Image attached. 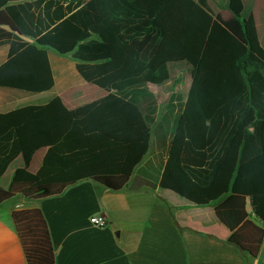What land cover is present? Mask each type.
<instances>
[{
    "label": "trees",
    "instance_id": "16d2710c",
    "mask_svg": "<svg viewBox=\"0 0 264 264\" xmlns=\"http://www.w3.org/2000/svg\"><path fill=\"white\" fill-rule=\"evenodd\" d=\"M226 1L229 26L214 20L208 33L188 19L197 4L211 12L208 0H34L0 7V47L9 46L0 87L51 90L50 48L71 56L85 81L108 92L81 119L58 97L0 114V178L17 157L24 162L10 187H0V204L17 195L58 197L87 179L114 192L156 189L140 176L130 183L123 166L128 146L147 139L162 104L165 125L157 126L156 162L165 165L183 120L181 165L203 188L214 184L253 113L230 193L264 196V49L252 21L242 19L244 0ZM180 71L191 78L186 98H160L151 89ZM40 147H47V154L39 171L31 173L28 165ZM12 220L27 264H57L42 210H16Z\"/></svg>",
    "mask_w": 264,
    "mask_h": 264
},
{
    "label": "crops",
    "instance_id": "0c3cea01",
    "mask_svg": "<svg viewBox=\"0 0 264 264\" xmlns=\"http://www.w3.org/2000/svg\"><path fill=\"white\" fill-rule=\"evenodd\" d=\"M30 1L34 0H0V7ZM208 4L211 12L197 4L189 21L204 33L214 20L228 27L227 1L208 0ZM242 19L252 21L264 49V0H244ZM8 50L9 46L0 47V67L8 59ZM46 50L54 87L42 93L0 87V114L47 105L58 97L81 119L108 95L81 77L71 56ZM165 84L151 89L159 96L168 95L162 91ZM160 124L164 126L165 121L158 118L144 142L128 146L123 166L130 183L140 176L155 183L156 189L114 192L87 179L58 197L30 200L17 195L0 204V264H27L12 214L34 208L42 210L47 219L57 264H264V196L232 195V174L222 178L220 188L215 182L209 188L198 186L182 168L184 140L177 145L176 137L165 165L160 166L155 159ZM47 151V147L36 150L29 172L39 171ZM23 166V158L17 157L0 178V187L8 189L16 170ZM96 215L106 217L107 228L90 223V217Z\"/></svg>",
    "mask_w": 264,
    "mask_h": 264
},
{
    "label": "rangeland",
    "instance_id": "374dc122",
    "mask_svg": "<svg viewBox=\"0 0 264 264\" xmlns=\"http://www.w3.org/2000/svg\"><path fill=\"white\" fill-rule=\"evenodd\" d=\"M190 83H191V78H190V75L189 73L187 72H181L180 74L178 75H175L169 82H167L163 87H162V91L164 93L168 92L170 94H179L181 95L183 98L186 97V95L188 94V91L190 89ZM164 95V94H163ZM163 95H161L160 97H162ZM165 106L162 104L161 105V110L159 112V116L158 118L159 119H162L164 120V110ZM254 119V115L253 113L250 114V116L246 119V121L244 122V124L242 125L239 133H238V139H237V145H236V150L233 151V152H229V155H228V158L227 160L225 161V163L223 164L222 168H221V174L220 176L218 177L219 178V181L217 179V181H215V187H218L219 185V188L221 187L220 185L221 184H224L223 183V180L222 178H225V176H230V174H234L235 172V168H236V165H237V159H238V156H239V149H240V146H241V143L243 141V133H244V130L247 129L250 124L252 123ZM183 126H184V121L181 120L179 125H178V128L176 130V134H175V137H176V144L180 145L181 142H183L184 140V132H183ZM235 142V141H234ZM176 145V146H177ZM177 148V147H175ZM231 153V154H230Z\"/></svg>",
    "mask_w": 264,
    "mask_h": 264
},
{
    "label": "built area",
    "instance_id": "2783aa9c",
    "mask_svg": "<svg viewBox=\"0 0 264 264\" xmlns=\"http://www.w3.org/2000/svg\"><path fill=\"white\" fill-rule=\"evenodd\" d=\"M90 223L99 228H107L108 226V221L104 215L91 216Z\"/></svg>",
    "mask_w": 264,
    "mask_h": 264
}]
</instances>
